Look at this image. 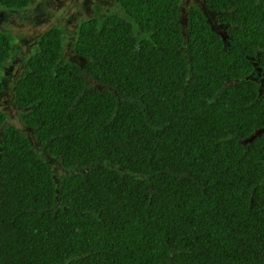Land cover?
<instances>
[{
    "label": "trees",
    "instance_id": "trees-1",
    "mask_svg": "<svg viewBox=\"0 0 264 264\" xmlns=\"http://www.w3.org/2000/svg\"><path fill=\"white\" fill-rule=\"evenodd\" d=\"M180 1L96 5L78 61L61 27L39 36L12 88L23 128L0 110V264H264V92ZM204 1L264 71V0Z\"/></svg>",
    "mask_w": 264,
    "mask_h": 264
},
{
    "label": "rangeland",
    "instance_id": "rangeland-1",
    "mask_svg": "<svg viewBox=\"0 0 264 264\" xmlns=\"http://www.w3.org/2000/svg\"><path fill=\"white\" fill-rule=\"evenodd\" d=\"M96 5L102 8L101 15L109 13L115 7L114 0H31L30 5L23 9L7 10L0 7V30L14 35L11 56L5 61L0 70V110L7 112L8 123L18 127L23 125L19 119L18 108L14 104L12 88L15 81L27 71V58L37 51L39 36L52 27L62 28L64 51L61 61H78L72 51L77 28L82 19L89 18L96 13ZM190 5L198 6L210 23L214 33L225 40V46L235 49L249 58L254 64L253 73L249 78L256 81L260 93L264 92V71L258 56L246 54L229 37L227 27L218 21L219 12L211 9L204 0H181L179 4L180 21L185 25L187 9ZM29 133V130H27ZM35 148L40 151L52 165L55 176L58 178L63 169L51 157L46 148L32 140Z\"/></svg>",
    "mask_w": 264,
    "mask_h": 264
}]
</instances>
